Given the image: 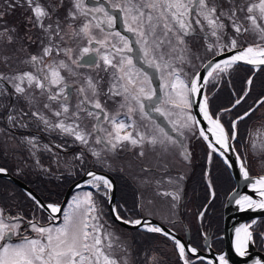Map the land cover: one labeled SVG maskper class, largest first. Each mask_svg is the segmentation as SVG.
I'll return each instance as SVG.
<instances>
[{
  "label": "snow or ice",
  "instance_id": "6c2138e0",
  "mask_svg": "<svg viewBox=\"0 0 264 264\" xmlns=\"http://www.w3.org/2000/svg\"><path fill=\"white\" fill-rule=\"evenodd\" d=\"M87 2L70 0L66 7L65 0H0V49L5 50L0 51V113L11 126L3 130L4 136L8 137L3 142L5 150L23 148L35 165L48 175L52 170L45 168L36 158L41 149L49 153L57 149L62 151L70 141L79 145L81 151L75 154L70 165L65 162L66 166L83 167L92 162V170L84 173L86 179L75 185L78 190L85 187L88 190L83 195L80 191L75 193L67 205L72 211H66L54 201L45 203L25 189V195L38 211L48 213L50 221L45 224L34 218L27 219V227L36 233L35 237H25L22 242L13 243L11 236L19 233L24 218L6 214L0 208V264H128L131 244L110 230L111 225L105 223L102 204L97 203V198L106 197L111 201L114 185L107 172L123 170L122 165L117 167L123 159L121 153L135 150L134 155L139 162L145 157L143 148L147 144L156 147L160 143L155 138L146 139L126 114H110L106 103H118L128 95L121 77L115 72L106 86L99 78H88L76 88L79 100L72 103L73 85L66 83V77L61 74L62 70L67 72L61 57L69 50L64 29L71 25L83 31V21L73 22L77 21V13L89 17ZM81 5L85 6L83 11ZM18 8L26 9L23 31L10 27L5 21V17ZM129 9L133 19L143 27L141 42L145 47L151 46L154 58L164 64L172 77L169 91L177 90L181 97L185 90L187 92L185 127L176 125L175 131L166 129L173 144L179 142L184 158L189 159L181 137L187 133L198 135L207 149L206 170L214 160H219L225 168L238 167L243 178L250 181L256 198L239 195L235 204L240 210H264V174L250 177L251 160L246 155L251 153L264 164V142L257 145L250 138L241 142L239 133L240 122L251 118L259 107L264 106V97L226 121L225 115L248 98L252 78L245 82L242 93L227 107L213 110L206 92L210 83L215 86L230 77L231 69L240 62L264 66V0L258 3L255 0H135L129 4ZM199 32L203 33L201 39L207 41L202 45V53L188 42L189 36H196ZM249 33H256L260 43H244L243 38ZM26 44L35 45L37 50L21 57ZM89 44L93 49L100 48L99 41L93 40ZM132 44L137 42L132 41ZM7 49L12 52L8 53ZM136 52L140 53L141 49L137 47ZM102 62L106 71L112 68L116 62L114 48L104 49ZM18 63L26 67L17 68ZM79 63L96 66L97 61L88 56L86 59L82 57ZM101 88L104 99L100 97ZM158 90L159 85L157 93ZM88 118L95 121L92 128L84 123ZM32 126L38 132L63 137L64 142L41 145L37 135L29 133L17 140L11 131ZM189 127L194 131L186 132ZM11 141H15L14 147ZM141 172L144 176L140 182L145 185L153 183V176L158 174L150 164H141ZM7 173L8 169L0 166V175ZM206 174L210 177V173L206 171ZM182 180L183 177L174 180L165 172L155 181L156 195L167 204L166 214L170 217L171 227L153 221L151 208L154 201L151 199L147 204L138 202L140 214L135 218L130 214L121 215L122 210L115 205L112 206V217L137 231L163 237L171 243L179 264H229L224 254H213L210 245H194L191 240L178 235L176 224L181 221L173 217L183 199L179 186ZM206 183L209 198L214 199L215 187L211 178ZM8 197L13 198L10 193ZM145 208H148L149 215L143 214ZM207 210L208 205H203L196 217L198 235L203 241L209 239L207 232L203 231ZM256 223L253 220L251 224L235 228V252L241 257L247 256L249 244L255 243L253 226ZM143 264H165L163 253L159 248L146 250ZM252 264H264V257L254 258Z\"/></svg>",
  "mask_w": 264,
  "mask_h": 264
},
{
  "label": "rangeland",
  "instance_id": "374dc122",
  "mask_svg": "<svg viewBox=\"0 0 264 264\" xmlns=\"http://www.w3.org/2000/svg\"><path fill=\"white\" fill-rule=\"evenodd\" d=\"M69 2L70 0H65L66 7L68 6L67 4ZM132 2H135V0H124V5L122 6L125 14L126 27L132 31H136V34L138 36L137 40L141 48V55L143 57V60L147 64L155 67L159 72V77L161 81L162 99L160 105L156 107V110L165 116L166 121L173 128L174 131L176 130V125H180L181 128H184L185 126L183 121H184V117L187 115L185 109L188 108L187 92L185 90L183 97H181L179 91L177 90L169 91V87L173 84L172 77L167 72L164 64L159 62L156 58H154L153 50L151 46L145 47V44L141 42L140 33L143 31V27L141 25H138L137 21L133 19V13L129 9V4ZM255 2L258 3L259 0H255ZM61 15H63V13H61ZM153 15H155V11L153 12ZM25 16H26V9L18 8L14 12H11L10 15L6 16L5 21L8 23L10 27L15 26L16 28L21 29V31H23L22 26ZM80 21H83L85 25L83 31H81L79 27L74 28L71 25H66L64 29V39L69 47V50L63 57H61V59H63L65 63V66L67 67V72L62 70L61 74L66 77V83L73 84L75 90L76 87H79L88 78H91L93 80L99 78V80L105 82L104 86H106L107 83L110 81L111 76L115 72L116 75L121 77L124 91H126L128 95L125 96L124 99L118 103H111V101H108L106 103L105 106L109 110L110 114H118L120 116L126 114L129 118L133 120V123L137 126L138 130L145 134L146 139L155 138L160 143V145L156 147L152 146L151 144H147L143 148V151L145 152V157L139 162H137V158L134 155L135 150L130 149L127 152L121 153L123 159L120 162H118L117 167L119 168L122 165L123 170L122 171L112 170L107 172L109 174L127 175L138 188V195L136 202L134 200H130L129 204L127 205L124 203L119 204V202H117V208L120 209V207L121 208L124 207L121 205H126L128 209L125 207L124 208L126 209L128 215L130 214L132 218H135L134 215L137 216L140 214L137 207L138 202L147 204V201L151 199L154 201V205L151 208V213H152L151 218H154L160 221L162 224L171 227V224H169L170 217L166 214L167 204L162 198L156 195L157 185L155 181L159 180L160 177L163 176L165 172H167V175L171 176L174 180L183 177V180L180 181V185H179L183 191L184 189H186L187 182L189 181L190 178H191L190 181H194V179H196V177L199 176L200 172L203 174L205 173L207 149L204 146V144L201 143V140L199 139L198 135L193 133H187L181 138L184 142L185 149H187V151L189 152L190 158L189 159L184 158L183 150L180 149L179 142L173 144V141L168 136L164 128L155 119L150 117L145 110L144 100L155 96V88L152 84L151 78L146 73H144L139 67L135 65L134 54L131 55V50L129 49L128 41L126 42L123 36L117 32L114 33L103 32L102 30L98 29V25L92 21V18L90 17L86 18L84 16H81L80 13H77V21L73 23L78 24ZM35 34H36L35 31H33V35ZM77 36H79V39H77ZM202 36L203 33L199 32L196 36L188 37L189 44L194 48L199 49L201 53L203 52L202 45L207 43V41L201 39ZM107 39L111 41L110 42L111 44L118 45L120 48H123L126 45L127 46L126 48H123L121 52H118V50L115 49L116 62L113 63L112 68L107 69L106 71L105 66L102 62L104 57V49L107 48L111 50L109 48L110 44L106 43ZM93 40L99 41L100 43V48L97 49L99 56L97 64L96 66L82 67L78 64V61L79 59H81V57L84 55L85 52L89 51V47H90L89 43ZM243 41L246 44L260 43V37L256 33H249L245 35ZM36 50L37 49L35 45L26 44L25 52L20 53V56L21 57L26 56L28 53H34ZM0 51H5V50L0 49ZM6 51L8 53L12 52L11 49H7ZM117 62L119 64L118 67H117ZM24 67H26V65L19 63L17 64V68H24ZM213 88L214 85L210 83L206 91L208 93L213 94L212 92ZM100 97L101 99L105 98L103 88H101ZM107 99L111 100L112 98L108 97ZM260 114L264 116V107L261 110ZM3 117H4L3 114L0 113V127H3V125H1V123L5 119ZM84 123H86V121H84ZM87 123H88V127L92 128L95 121L89 118V122ZM262 125H264V118L262 121H259L256 125H254L253 128L250 130L249 138L257 145L264 142V127H262ZM185 131L192 132L194 131V129L189 127L186 128ZM6 139L8 138L2 135L0 131V143H3ZM79 151H81V149H74L71 152L66 151L62 153L61 150L57 149L54 153H49L42 149V159H44L45 156H49L48 158L53 157L52 160H54V162H56L58 165L62 163L61 167L65 171L69 172L71 171V166H66L65 162H69L70 165L71 162L73 161L75 154ZM8 152L10 155L11 149H9ZM246 155H248L249 159L251 160L250 172H252L254 175L264 174V172H262V169H264V164H261L257 159V157L253 156L251 153H246ZM141 164L144 165L150 164L157 169L158 174L153 176V183L145 185L140 182V178L144 176V173L141 172ZM158 165L160 167H157ZM191 175L192 177H190ZM166 178L167 177H165V179ZM185 179L186 180L188 179V181H185ZM57 181H59V179L56 180V182ZM192 183L188 187V192H187L188 197H192V193L196 192V191L192 192L193 191ZM206 188L208 190V187ZM87 190L88 189L84 188L77 191H80L81 195H83V193L86 192ZM207 190H206L207 192L206 198L207 200H209L210 199L209 191ZM75 193L72 194L67 205L71 203ZM215 193L218 194L219 192L215 191ZM228 193L226 192V194ZM209 202H211V200L206 202L204 205L206 204L208 205ZM60 203L61 202H59L58 204ZM97 203L102 204V206L107 205V201L105 197H98ZM201 204H203L202 197L199 198L198 202L195 205L193 203L189 205L188 202H186V206H185L186 215L181 213V209H183V206L181 204V206L177 208L175 216L173 218L180 219L183 217L187 221V223H189V225L188 224L187 225L190 228H192V230L196 231V228H199V225L197 224V219H196L197 211L195 209L197 208L196 205H198L199 207ZM209 206L210 204L208 205V207ZM66 211H72V209L66 206ZM143 214L149 215L148 208H145ZM176 227L180 228L181 229L180 231L182 232L184 231L182 229V225H179V223L176 224ZM253 227H254V234L256 231H261L262 232L261 236H264V218H260ZM110 230H114L121 238L127 240V242L131 244V250L127 258L128 264H136L137 256L135 255L132 232L127 231L125 228L113 224L112 221H111ZM164 243L165 242L162 240L155 239L153 245H155V248H159V249L161 246L162 247L164 246L162 248L164 259L169 258L174 261L178 260L175 252L173 251L171 243L169 244L167 243L164 244ZM166 244L167 246H165ZM261 245L264 246V242L263 244L261 243ZM117 255H119V253H117Z\"/></svg>",
  "mask_w": 264,
  "mask_h": 264
},
{
  "label": "flooded vegetation",
  "instance_id": "af4514ba",
  "mask_svg": "<svg viewBox=\"0 0 264 264\" xmlns=\"http://www.w3.org/2000/svg\"><path fill=\"white\" fill-rule=\"evenodd\" d=\"M123 5H124V0H88L85 6L88 8L87 10L90 14L89 17L92 18V21L98 25V29L106 33L117 32L123 36L126 42L128 41L129 49L131 50V55H132L135 53L137 47L140 48V45L137 40L138 36L136 34V31H132L126 27L125 14L122 8ZM85 6L81 5V11L84 10ZM132 41H136L137 44L133 45ZM110 42L111 41L109 39L106 40V43L110 44L109 48L110 49L114 48L118 50V52H121L123 48H126L127 46L126 45L125 47L120 48L118 45L111 44ZM89 55H98L97 49H93L92 45H90L89 51L85 52L82 57L89 56ZM141 60L145 65L155 70V67L147 64L143 60L142 56H141ZM134 63L137 67H139L144 73H146L151 78L152 84L155 88V96L144 100V107H145L146 112L153 119L156 118L155 116L156 114H160V116L164 118L165 116L156 110V107L160 105V102L162 99L161 81H160L158 70L156 69L157 77L159 80L160 92L157 93V89L154 84L152 74H150V72L146 71L144 68L136 64L135 58H134ZM80 66L89 67L88 65L86 66L80 65ZM70 85H73V84H70ZM75 90H74V85H73V96H72L73 104H76L79 100L78 96L76 95ZM84 121H86L85 124L88 126L87 122H89V118ZM10 127L11 126L8 124L4 127H0V131L2 135H4L3 130L5 128H10ZM11 131H12V134L16 136L17 140L22 139L23 135H27L29 133L37 135L40 137L41 145L45 143L60 144L64 142L63 137L56 136L55 134L49 135L46 133L38 132L35 126L29 127V128H23V129H12ZM11 144L14 147L15 141H11ZM74 149H81V148L79 145H74L69 141L67 142V146L65 147V149L62 150L61 152L64 153L66 151H72ZM17 150L14 152H12L11 150L10 155L9 154L7 155V159L9 160L7 163L10 167V172L9 171L8 172L11 173L14 177L26 183L30 188H32V190L36 194H38V196L41 199H43V196L47 197L48 194L42 191V171L35 165V163L33 162V159L29 157L27 151H25L23 148H19ZM36 158H38L40 160V163L42 164V149L39 152H37ZM52 162H53L52 164H54V169H55V173L53 174L52 180L56 181L59 179V181H57L59 185H62L64 182H67V181L73 184L84 176V173L86 170H92L91 161H89V163L85 164L83 167H80L79 165H76L75 168L71 167V171L69 172L65 171L61 167L62 163L58 165L56 162H54V160ZM95 170L98 171L99 169H95ZM190 177H192V175ZM205 177H207L206 174H205ZM8 181L9 183L0 182V208H3L6 214L10 213L12 216H20L24 218V220L21 221L20 223L19 233L18 234L14 233L11 236V241L13 243H18V242H22V240L25 237L33 238L36 236V233L32 232L30 228L27 227L28 218H34L36 220H39L41 223H45V224L50 223V221H48V213L38 211L36 207L34 206L33 202L25 195L24 189H22L20 186H18L16 183L12 182L11 180H8ZM185 181H188V179L187 180L185 179ZM77 190L78 189H75L72 192V194L75 193ZM9 193L12 194L13 198L9 199L8 197ZM182 195H183V199L181 200L180 204H182L183 209H181V213L186 215L185 214L186 213V208H185L186 202H188L189 205H191L192 203L195 205L198 202L199 198L202 197V191H196L192 193V197H188L187 190L184 189L182 191ZM227 196L228 194L226 195V193H221V192H219L218 194L215 193L216 199L215 198L211 199V202L209 204L212 207V209H209L210 206L208 207L204 225H203V231L205 230V232H207L208 237H209L208 240L210 242L211 247L218 252H221L223 250V248L219 249V245L223 241V238H222L223 231L219 232V229L221 227L224 228V207H225V201H226ZM60 202H62V200ZM66 206L67 204L64 207L65 210H66ZM196 206L197 208L195 210L198 211L199 207L198 205ZM102 208L104 212L105 223L111 225V221H110L111 213H110V207L108 205V202H107V205L102 206ZM180 221L181 222L179 223V225H182V229L184 231L182 232L180 231L181 230L180 228L176 227L177 233H179L184 239H186V232L187 230H189L190 240L192 241V243L194 245H204L206 247L205 241L201 240L198 233L195 230H192V228L188 226L189 223H187V221L183 217L180 218ZM57 223H59V221H57ZM261 235H262L261 231H256L254 234V240H255V245L257 246V248L264 253V246L261 245V243L263 244L264 240L261 238L262 237Z\"/></svg>",
  "mask_w": 264,
  "mask_h": 264
},
{
  "label": "trees",
  "instance_id": "16d2710c",
  "mask_svg": "<svg viewBox=\"0 0 264 264\" xmlns=\"http://www.w3.org/2000/svg\"><path fill=\"white\" fill-rule=\"evenodd\" d=\"M252 78L253 83L251 86V91L249 92L248 98L246 101L233 109L231 113H228L225 115V120H230L235 118L237 115L243 113L247 108L253 105V103L258 100L261 97H264V67L259 68L257 71H255L253 68L245 66L243 64H237L234 68L231 69L230 77H226L222 82L215 85L213 88V94L208 93L209 100L211 107L213 110H217L223 107H227L231 104V102L238 97L242 90L245 88V82ZM264 106H261L258 108V110L254 113V115L246 119L244 121H241L239 124V133H240V140L241 142H244L246 138L250 137V130L253 128L254 125H256L259 121H262L264 116L260 114L261 110ZM4 121L1 123V125L6 126V117ZM202 144L203 141H201ZM205 146V144H204ZM71 152V151H68ZM9 154L8 150H5L4 144L0 143V166L6 167L8 171L10 172V167L8 165V159L7 155ZM49 156H45L44 159H42V165L45 168H50L52 172L55 173L53 157L48 158ZM51 175L45 174L42 172V191L46 192L48 194L47 197L43 196V199L45 202H56L59 203L63 196L70 186L71 182L67 181L64 182L62 185H59L58 182L52 180L53 174ZM206 173V169H205ZM205 173L199 174L194 181L187 182L186 190L188 192V187L192 183V189L194 191H202V200L203 204H201L198 208L197 213L201 210L202 206L208 202L206 195H207V183L205 179ZM252 173V172H251ZM253 174V173H252ZM113 177L116 180L117 184V202L129 204L130 200L137 201V195H138V188L133 183V181L127 176L123 174H112ZM210 178L213 182V185L215 187V191L221 192V193H228L234 188V181L233 178L228 170V168H225V166L219 161L214 160L210 164ZM0 182L2 183H9L7 179L0 178ZM205 186V188H204ZM205 189V190H204ZM209 191V189L207 190ZM227 195V194H226ZM126 205L125 208L128 209ZM125 208H121V215L127 216L128 213ZM209 209H212L210 206ZM136 217V215H134ZM112 223H114L112 217L110 219ZM127 231L132 232L133 234V241H134V249H135V255L137 256V263L136 264H143L144 260V253L146 250L155 248L154 242L155 239H159L164 241L165 243L169 244L170 242H167L164 240L163 237L159 235H152L144 233L143 231H137L136 229H126ZM223 228L221 227L219 229V232H222ZM196 232L198 233V228H196ZM164 243V244H165ZM167 244L165 246H167ZM223 241L219 245V249L223 248ZM164 247V246H163ZM162 246L160 247L161 252ZM164 259V258H163ZM165 264H179V260H171L169 258L164 259Z\"/></svg>",
  "mask_w": 264,
  "mask_h": 264
},
{
  "label": "water",
  "instance_id": "95a60500",
  "mask_svg": "<svg viewBox=\"0 0 264 264\" xmlns=\"http://www.w3.org/2000/svg\"><path fill=\"white\" fill-rule=\"evenodd\" d=\"M136 45V44H135ZM89 56H93L96 61L98 60V56L97 55H89ZM88 56H84L83 58H87ZM134 58H135V62L136 64H138L139 66H141L142 68H144L146 71L150 72V74H152L153 77V81L154 84L156 86L157 89V85H159V80L157 77V71L148 67L147 65H145L142 60H141V53H137L135 51L134 53ZM81 61V60H80ZM79 61V62H80ZM137 61H139V63H137ZM81 64V63H79ZM239 64V63H238ZM240 64H243L245 66L254 68L255 70H258L261 67L264 66H260V65H248L244 62H240ZM84 65V64H81ZM158 92H160V87ZM196 110L193 109V113L195 114ZM156 118L165 126L166 129L170 128L164 121L163 118L160 116V114H156L155 115ZM229 172L235 182V187L234 189L228 194L226 201H225V207H224V228H223V241H224V248L221 252H218L216 250H214L211 245L209 240L205 241V245L206 247L210 245L211 247V252L213 254L219 255V254H224L226 256V258L229 261V264H252V260L256 257H264V253L262 251H260L257 246L254 244H249L248 246V255L241 257L239 256L236 252H235V247H234V241H235V228L243 225V224H251L253 220L258 221L260 218L264 217V210L261 209H257V210H252V209H245V210H240V208L235 204V198H238L239 195H253L254 198L255 195L254 193L251 191V187H250V181L246 180L243 178L242 174L239 173V169L238 167H234L229 169ZM208 172V171H207ZM108 174V173H107ZM111 178V180L113 181V189L111 192V201L108 200L109 202V207H110V211L112 210V206L115 205L116 206V201H117V188H116V181L114 179V177L110 174H108ZM259 175H251L250 177L255 178ZM0 178H5L8 180H11L12 182L16 183L18 186H20L22 189H28L30 190L32 193H34L41 201L44 202L43 199H41L38 194H36L32 188H30L26 183H24L23 181L19 180L18 178L14 177L11 173H7L6 175H0ZM86 177L85 175L78 181H76L75 183H73L72 185L69 186V188L67 189L65 196L61 202V206L64 208L65 205L67 204L71 193L76 189L75 185L83 180H85ZM46 203V202H45ZM112 216V215H111ZM113 218V217H112ZM153 221L155 223L158 224H162L160 221L152 218ZM113 220L118 223L120 226L127 228V229H134L131 228L127 225H124L118 221H116L114 218ZM164 225V224H163ZM165 227H168L166 225H164ZM178 235L184 239L179 233ZM184 240H190V231L187 230L186 232V239ZM205 255H208L207 252H205Z\"/></svg>",
  "mask_w": 264,
  "mask_h": 264
},
{
  "label": "bare ground",
  "instance_id": "6f19581e",
  "mask_svg": "<svg viewBox=\"0 0 264 264\" xmlns=\"http://www.w3.org/2000/svg\"><path fill=\"white\" fill-rule=\"evenodd\" d=\"M234 245H235V241H234Z\"/></svg>",
  "mask_w": 264,
  "mask_h": 264
}]
</instances>
